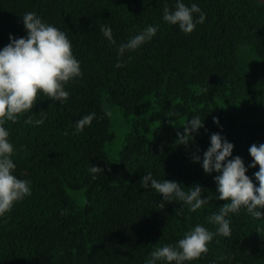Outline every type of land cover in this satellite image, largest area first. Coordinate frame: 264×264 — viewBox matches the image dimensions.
<instances>
[{
  "label": "trees",
  "instance_id": "trees-1",
  "mask_svg": "<svg viewBox=\"0 0 264 264\" xmlns=\"http://www.w3.org/2000/svg\"><path fill=\"white\" fill-rule=\"evenodd\" d=\"M184 3L206 14L189 35L163 22L175 0H0V49L9 35L26 36L21 17L35 12L67 34L82 71L66 85V103L38 95L31 112L5 125L14 175L31 182L32 194L0 218V264H146L154 248L174 244L196 224L214 231L207 217L225 202L215 199L217 174H205L193 156L202 158L219 132L247 167L249 147L264 143V0ZM103 25L117 45L148 25L159 31L117 69ZM107 105L136 117L115 157L107 150L115 140ZM92 112L91 126L73 135L76 121ZM195 115L204 127L178 145L177 132ZM29 118L44 123L26 124ZM91 165L104 173L92 179ZM148 172L184 187L198 183L203 198L213 199L177 215L179 204L161 208L162 196L140 187ZM230 219L231 237H215L191 264H264V221L244 211Z\"/></svg>",
  "mask_w": 264,
  "mask_h": 264
},
{
  "label": "clouds",
  "instance_id": "clouds-1",
  "mask_svg": "<svg viewBox=\"0 0 264 264\" xmlns=\"http://www.w3.org/2000/svg\"><path fill=\"white\" fill-rule=\"evenodd\" d=\"M21 19L26 36L16 38L9 35L10 42L0 49V218L32 194L31 182L14 175L16 164L12 157L15 149L5 125L9 122L15 124L20 116L31 112L38 95L52 102L66 103L70 96L66 85L82 76L80 61L74 56L72 43L64 31L46 23L35 12H27ZM162 19L165 24L177 26L182 33L189 35L197 25L205 22L206 14L196 3L189 6L184 0H175L173 8L164 7ZM100 31L110 45L116 46L118 62L115 67L120 69L126 67L120 62L125 54L152 41L159 25H148L119 45L110 26L103 25ZM96 118L95 112L83 116L76 121L72 134L82 133ZM25 123L39 126L44 123V118H29ZM213 123L220 126L218 118H214ZM203 127L204 120L199 115L193 116L183 126V133L177 132L176 143L187 146ZM233 149L234 145L217 132L210 136V145L203 157L193 156V162L200 164L205 174H217L214 176L215 199L225 202L207 217V223L213 226L214 231L196 224L174 244L154 248L146 264H191L200 259L208 252V245L215 237H231L230 217L239 215L241 211L257 221H264L261 211L264 209V143L249 147L252 162L247 167L241 157H233ZM257 166L258 171L252 177L246 175L249 169ZM87 171L92 179L104 173L101 167L93 165ZM140 187L162 196L161 208L168 203L179 204L177 215L183 213L184 206L189 212L196 213L213 199L209 195L207 199L203 198L205 190L198 183L184 187L176 181L157 180L151 172L142 177Z\"/></svg>",
  "mask_w": 264,
  "mask_h": 264
},
{
  "label": "rangeland",
  "instance_id": "rangeland-1",
  "mask_svg": "<svg viewBox=\"0 0 264 264\" xmlns=\"http://www.w3.org/2000/svg\"><path fill=\"white\" fill-rule=\"evenodd\" d=\"M107 112L110 117L111 128L114 132L115 140L109 144L108 152L115 157L123 148L125 143V135L131 130L132 125L136 121L135 115L127 114L119 107L107 105Z\"/></svg>",
  "mask_w": 264,
  "mask_h": 264
}]
</instances>
